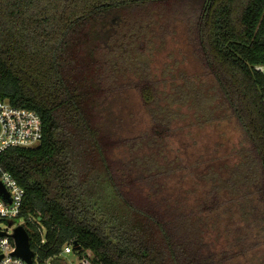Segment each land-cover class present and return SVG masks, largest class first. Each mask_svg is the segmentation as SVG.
Instances as JSON below:
<instances>
[{
	"label": "trees",
	"instance_id": "16d2710c",
	"mask_svg": "<svg viewBox=\"0 0 264 264\" xmlns=\"http://www.w3.org/2000/svg\"><path fill=\"white\" fill-rule=\"evenodd\" d=\"M154 20L162 38L184 28L240 127L255 170L246 218L264 230V0H0V101L43 124L39 146L0 157L25 190L22 217L39 264H63L71 242L79 258L94 254L92 264H240L253 249L247 236L234 249L215 244L223 243L215 218L229 200L213 194L189 207L186 189L181 195L162 172L112 158L126 144L106 134L98 111L119 92L112 45L142 37ZM133 87L151 107L155 83ZM148 134L164 141L169 129L155 120ZM29 219L45 228V244Z\"/></svg>",
	"mask_w": 264,
	"mask_h": 264
},
{
	"label": "rangeland",
	"instance_id": "374dc122",
	"mask_svg": "<svg viewBox=\"0 0 264 264\" xmlns=\"http://www.w3.org/2000/svg\"><path fill=\"white\" fill-rule=\"evenodd\" d=\"M155 21L135 41L122 39L112 45L117 58H110L109 67L116 71L108 73L119 92L98 107L103 115L101 128L113 139L126 142L112 158L141 173L150 168L155 174L162 172L166 184L179 189L181 195L182 188L186 189L184 199L189 207L213 194L221 201L229 200L215 218L223 242L215 244L234 249L235 239L247 236L253 249L236 262L264 264V230L248 224L246 218L250 210L246 208L255 201L250 198L255 170L244 153L240 127L216 83L195 59L184 28L177 27L162 38ZM142 79L156 85V99L148 108L133 87ZM155 120L169 129L164 141L147 137ZM17 225V221H1L0 230L12 233ZM93 259L91 252L82 258L71 254L63 264H92Z\"/></svg>",
	"mask_w": 264,
	"mask_h": 264
},
{
	"label": "built area",
	"instance_id": "2783aa9c",
	"mask_svg": "<svg viewBox=\"0 0 264 264\" xmlns=\"http://www.w3.org/2000/svg\"><path fill=\"white\" fill-rule=\"evenodd\" d=\"M43 140V124L41 117L33 110L12 106L7 101H0V157L6 151L13 148H35ZM0 183L9 194L7 202L0 197V222H18L15 227H23L27 232L33 231L22 217L25 201V190L19 185L17 180L0 164ZM28 222L35 228L41 236V244H45V228L37 221L29 219ZM0 230L3 234L0 237V264H28L22 258L15 255L16 245L14 232ZM71 254H75L74 243L66 244L60 257L63 259ZM76 255V254H75ZM77 256V255H76ZM81 260V259H79ZM83 262V261H81ZM33 264H39L34 253ZM47 264V263H46ZM66 264H74L68 262Z\"/></svg>",
	"mask_w": 264,
	"mask_h": 264
},
{
	"label": "water",
	"instance_id": "95a60500",
	"mask_svg": "<svg viewBox=\"0 0 264 264\" xmlns=\"http://www.w3.org/2000/svg\"><path fill=\"white\" fill-rule=\"evenodd\" d=\"M0 197L7 202L9 201V194L4 189L3 185L0 183ZM3 234L0 233V237ZM14 241L16 245V252L15 255L22 258L28 264H33V257L34 252L31 249L30 242H29V235L27 231L23 227H18L15 229L14 232ZM74 249L78 250V246L74 243Z\"/></svg>",
	"mask_w": 264,
	"mask_h": 264
}]
</instances>
